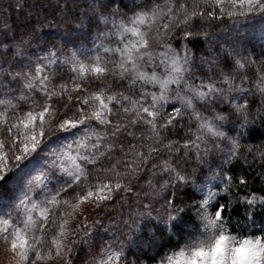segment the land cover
Here are the masks:
<instances>
[{
	"label": "snow or ice",
	"instance_id": "snow-or-ice-1",
	"mask_svg": "<svg viewBox=\"0 0 264 264\" xmlns=\"http://www.w3.org/2000/svg\"><path fill=\"white\" fill-rule=\"evenodd\" d=\"M203 3L210 10H193L189 14L187 5H184L180 8L183 17L177 20V14L171 7L162 17H158L160 5L155 0H143L142 3L138 0H91L90 11L85 13L87 22L80 21L79 31L85 40L92 41L88 50H94V55L88 65L74 62L72 72L76 75L68 83H60L59 78L51 73L50 65L58 59L57 53L51 49L49 56L43 59L37 57L35 61L28 60L26 63V54L20 58L21 46L25 49L30 47L25 37L37 29L33 26L31 31L17 32L12 24L3 19L10 14L0 12V126L7 136L6 141H0V152H3L0 155V171L8 167L9 154L17 163L30 161L34 154L38 156L50 147V138L59 140L61 135L76 138L73 141L76 144L75 156L68 157V152L73 151L71 144L66 146L65 151H51L49 171L37 178L39 190L36 196L42 197L39 202L34 200L32 188L29 187L20 200L23 216L18 211L17 216L13 217L0 206V213H3L0 215V242H6L0 254L5 250L11 252L16 264H38L45 258L52 259L53 250L59 256V247L55 245L54 238L53 247L44 252V234L67 214V209L78 208L93 199L95 205L99 206L111 200L114 191L121 189L131 192L128 183L136 181L138 184L149 160L159 158L162 150L170 154L179 153L181 162L190 160L188 154L191 152L203 163L202 157L212 150L205 140L207 135L209 139L214 137L226 142V150L216 144L217 151L225 152L226 163L239 155L240 139L253 132L258 122L264 123V58L260 59L261 70H255L257 60L250 54L245 55L246 47L242 51L239 41L231 50L222 48L220 53H209L213 55V60L204 59L199 65L183 44L173 48L171 42L164 43L163 51H151L154 40L167 41L170 36L175 40L173 29L188 25L196 17L212 20L264 15V0H203ZM26 4L27 0H15L10 7L12 12L24 13ZM158 18L162 22L157 27ZM154 29L158 33L155 37L152 35ZM181 31L184 33L182 40H188L193 35L186 27H182ZM96 41L114 42L115 46L97 44ZM9 54L11 63L4 59ZM60 55H63V51ZM75 55L73 53L70 59ZM197 67L201 68L202 76L195 74ZM246 67L253 69L251 79L248 75H242L241 84L232 86L234 82L224 77V81L230 84L227 91L217 87V82L211 79L212 75H219L223 71L244 70ZM110 77L127 82L130 88L136 89L135 98L122 92H112L111 85L107 83ZM90 79L99 82L95 85L99 91L90 92L87 86ZM244 82L254 85V89L244 87ZM149 85L158 87V90L146 91ZM71 93H77L76 103H70L73 100ZM65 94H68L66 98ZM257 97L262 99L258 101ZM258 102L260 110L254 111ZM194 103L210 111L211 116L203 115ZM18 105L30 106L23 115H19ZM119 114L129 119L121 122ZM110 117L116 118L115 122ZM186 117L196 122L197 132L201 134L193 133L190 128L182 144L179 141L164 143L161 132L176 127ZM225 126L227 132L221 130ZM141 127L144 130L139 135L132 131V128ZM100 128L104 130L103 133L95 131ZM229 132L236 133L240 139L229 135ZM121 134L134 137L137 143L154 141V146L140 143L147 151L133 152L136 144L125 149L122 144L107 142L104 150L101 149V141L105 137L111 141ZM117 148L126 157L132 153L131 159L118 160L109 169L97 168L102 158L111 159L109 154ZM66 158L72 160L71 170L64 165ZM117 165L123 167V173L116 171ZM152 168L169 175L175 173L177 186L194 184L190 177L181 175L167 161H161L159 166L153 164ZM93 171L106 175L111 173L113 178H96L97 183L88 188L89 175ZM0 179L4 177L0 176ZM226 179L231 180V177ZM239 183L247 187L246 180L241 179ZM77 189L84 191V194L79 195ZM260 191L264 192V189ZM64 197L76 199L77 204L71 205L69 199ZM257 201L264 204V195L252 194L251 199L245 197L249 206ZM207 204L204 201L196 206L197 216L193 218L190 215L192 209H182L174 203L172 193L165 198V207L171 208L176 215L169 214L166 220L161 217V222L171 229L172 236L159 244V248L173 245L176 250L163 257L159 264H264V235L253 234L238 239L227 234L224 227L226 206L215 204L212 206L215 211L209 213ZM37 212L39 215L34 219L33 215ZM188 224H191V231H183L182 226ZM33 225L36 226L35 230ZM79 227L78 236L89 234L91 225L87 223V217L81 220ZM177 235L180 239H174ZM142 239L137 237L136 246ZM145 242L149 247L158 243L150 237ZM118 247L121 251L113 250L112 245H105L92 264H122L126 256L122 254L123 245ZM144 255L150 261L156 259L155 256H148L147 251H144Z\"/></svg>",
	"mask_w": 264,
	"mask_h": 264
},
{
	"label": "trees",
	"instance_id": "trees-1",
	"mask_svg": "<svg viewBox=\"0 0 264 264\" xmlns=\"http://www.w3.org/2000/svg\"><path fill=\"white\" fill-rule=\"evenodd\" d=\"M138 2L142 3L143 0H138ZM14 3L15 0H0V12H8L10 14V16L3 17V19L12 24L14 29L20 33L31 31L33 26L37 29L35 33L25 37V40L30 42V47L25 49L21 46L20 58H24L25 51L32 52L30 53L31 57L27 56L26 63L28 60L35 61L37 57L42 59L48 57L49 49L53 52L63 51L62 56L65 55V57V52L70 57H72L71 54L75 53L79 58L88 60L89 63L91 62L94 50L89 51L88 49L91 48L92 41L90 39L85 40L79 31L81 27L80 21L84 20L87 22L85 13L90 11L89 5L91 4V0H27L24 13L12 12L10 5ZM155 3L160 5L158 17H162L168 8L171 7L174 13L177 14V20L183 17L180 8L184 5H187L189 14L193 10H210L206 8L203 0H155ZM237 20H239V23H237ZM161 22V19L158 18L156 26L158 27ZM252 26L257 30L264 29V15H249L248 17H238L236 19L224 17L223 19L212 20L196 17L188 25H179L173 29L172 35H175V40H172L171 36L167 41L154 40L152 43L155 46V50L152 52L163 51L164 43L171 42L173 48H177L178 44H183L190 50L197 65H199L204 59L213 60V55L220 53L222 48L231 50L239 41L242 51H245L246 47L245 55L250 54L253 59L257 60L255 70L259 71L261 70L260 59L264 58V42H261L259 45H255L254 42H247L246 34L241 31L245 27ZM182 27H186L193 33L188 40L181 39L184 35L183 31H181ZM152 35L154 37L158 35L155 29ZM95 43L115 46L114 42L109 43V41H96ZM209 53L213 55H209ZM4 59H8L11 63V54L4 57ZM74 62L75 58L66 62L57 60L50 65L51 73L59 78L60 83H68L76 75L72 72V67L75 66ZM57 65H59V69H57ZM252 71L253 69L247 67L244 70L233 69L231 72L223 71L219 75H212L211 79L217 82V87L224 88L227 91L230 84L224 81V77H228L229 82H234L232 86H236L241 84L242 75H248L251 79ZM195 74L203 75L200 67L196 68ZM97 83L99 82L94 79L89 80L87 86L90 92L99 91L95 87ZM107 83L111 85L112 92H122L124 95L133 98L136 96V89L130 88L127 82L117 81L115 78L110 77ZM243 86L253 87L254 89V85L249 82H244ZM145 90L157 91L158 87L152 88L149 85ZM67 95L65 94V98ZM71 95L73 100L70 103H76L75 96L77 93H71ZM230 95L231 93H229ZM260 99L262 98L257 97L258 101ZM29 106L18 105V114L23 115V112L28 110ZM96 106L93 105V107ZM194 106L203 115L211 116L210 111L200 108L195 103ZM56 107H59V105H56ZM253 110H260L259 102L254 106ZM217 111H220V109H217ZM110 118L114 119L115 122L116 118ZM118 118L121 122L129 119V117L123 116V114H119ZM161 119H167V117H162ZM190 128L193 133L197 135L201 134L197 132L196 122L186 117L184 121L177 123L176 127L161 132V136L164 138L163 142L179 141L182 144ZM143 130L142 127L132 128V131L136 135H139ZM221 130L227 132V126ZM95 131L103 133L104 130L100 128L95 129ZM228 134L236 139H240L236 133L229 132ZM71 137L61 135L59 140ZM0 138L2 140L7 139V136L3 133L2 126H0ZM51 140L52 142L58 141L54 138H51ZM205 140L212 150L202 157L203 163H200L198 158L193 156L191 152L188 154L191 159L181 162L179 160V153L170 154L167 150H162L159 158L149 160L145 172L141 173L138 184L136 181H132L131 183L125 182L128 183V187L132 188L131 192L123 189L114 191L111 200L105 201L95 209L88 211L86 213L88 216L87 221L91 225V228L88 230V235L78 236L80 230L75 234L71 252V264H92L94 257L98 256L99 250L105 245H112L113 249L121 251L118 247L120 244L123 245L122 254L126 256V259L135 257L151 264H159V261L163 257L172 254V251L176 250L173 248V245H165L162 249L159 248V244L166 241L169 236H172L171 229L167 224L161 222V217L166 220L169 214L176 215L171 208L165 207V198L169 196V193H172L174 203L178 204L182 209H192L190 215L193 218L197 216L196 206L202 205L204 199L211 193L215 199L210 205L212 212L215 211L214 207H212L215 204H219L222 207L226 206L224 227L227 233L238 238H244L253 234L264 235V204L261 201H257L256 204L249 206L245 202V197L251 199L252 194L258 196L264 195V192L260 191L264 189V123L258 122L253 132L248 133L243 139H240L239 155L234 157L230 163L225 162L227 159L225 152L216 150V144L220 147L221 143L225 145L224 149L226 150L227 144L225 141L215 140L214 137L209 139L207 135H205ZM213 140H215V144H213ZM107 142L117 145L122 144L125 149L132 144H136L133 152L147 151V148H142L140 143L146 144L148 147L154 146V141H141L137 143L134 137L121 134L118 138L111 141H109L108 137H105L100 145L102 150H104ZM109 155L111 159L107 157L102 158L97 168L109 169L118 160L125 158L130 160L132 153H128L126 157L125 153H122L117 148ZM42 158V153L38 156L34 154L30 158V161L21 163L22 167L29 166L32 162L40 163ZM161 161L171 163L177 172L190 177L194 181V184L177 186L175 173L169 175L152 168L153 164L159 166ZM116 171L123 173L124 169L120 165H117ZM16 176L13 173L10 174L8 181L11 182ZM227 177H231V180H227ZM96 178H99V180H109L113 177L111 173L106 175L101 171H93L89 175L88 188L97 183ZM241 179L247 181V187L239 183ZM4 180H0V189L6 186ZM76 191L78 194L84 192L81 189H77ZM64 198L69 199L70 203L75 200L72 197ZM198 223H201V221H198ZM56 225L52 226L44 234V239L52 234V229ZM182 230L186 232L191 231V224L182 226ZM137 237L143 238L138 242V246H136ZM149 237L152 241L158 242L156 246H148L145 241ZM174 239H180L179 235L174 237ZM144 251H147L148 256H155L156 259L153 261L148 260L144 255Z\"/></svg>",
	"mask_w": 264,
	"mask_h": 264
},
{
	"label": "rangeland",
	"instance_id": "rangeland-1",
	"mask_svg": "<svg viewBox=\"0 0 264 264\" xmlns=\"http://www.w3.org/2000/svg\"><path fill=\"white\" fill-rule=\"evenodd\" d=\"M238 30L240 31V29ZM263 30H264L263 28L257 30L254 26H252V27H245L241 31L246 34L247 42L248 41L251 43L254 42L255 45H259L261 44V42H264ZM245 34H244V37H245ZM154 50H155V46L152 43L151 51H154ZM56 52L58 53L57 55L58 59L54 58L56 59V61L60 60V61L66 62L67 60H70V55L68 56L67 52H65L66 57L65 55L64 56L60 55V51H56ZM30 53L32 52L25 51V54L31 57ZM74 58H75V61H79L80 63H83L85 65L89 64L88 60L86 61V60H83V58H79L77 54L75 55ZM46 124H47V118H46ZM80 135H83V133H81ZM75 139L76 138L72 136L71 138H64L63 140L51 142L50 147L47 149V151L42 152L43 158L40 163L32 162L29 166H25L24 168L22 167L21 163H24L25 161L17 163L16 161H14V159H12L11 154H9V159L7 161L8 167L3 169V171H0V176H3L5 179V180L4 179H0V180H4L6 183V186L0 189V206H2L5 209V212H10L13 217H16L19 211L21 216H23L24 209H23V206L20 204V200L21 198H23L25 190H27L29 187L32 188L31 194L33 195L34 200L36 202H39V199H41L42 197L36 196V192H38L39 190L37 187L39 184V181L37 178L43 175L45 172L49 171V168L51 167V159H50L51 151L52 150H56L57 152L65 151L66 146L68 144H71L73 151L68 152V157L75 156L76 152L74 151V149L76 148V144L73 142ZM6 140L5 139L2 140L0 138V141H6ZM201 148L203 149V145L201 146ZM220 148L224 149L225 145L221 143ZM4 151H6V149ZM2 154L3 152H0V155ZM64 165L65 167H68L69 170H71L72 160L70 158H66L64 160ZM12 173L15 176L17 173L19 174L18 176H16V178H14V180L10 182L8 181V179H9L10 174ZM51 187H52V183L49 184V188ZM83 194L84 192L80 193L79 195H83ZM214 200H215L214 196H212L211 193H209L206 199H204V201L208 202L207 209L209 213H212L210 209V205L212 202H214ZM70 204L75 206L77 204V200L76 199L73 200V202ZM96 207L97 206L95 205V200L93 199V200H90L88 202L81 204L78 208L76 207L68 208L67 214L63 215L61 219L59 220V222L57 223L56 227L52 229L53 231L52 234L48 235L44 239V252H47L50 247H53L52 242L54 238L55 245L59 247L60 255L57 256L56 251L53 250L52 259L45 258L43 261H39L38 264H71L72 247L74 243L75 234L77 233V231L80 230L79 229L80 222L84 217H88L86 215L88 211L95 209ZM0 215H3V213H0ZM38 215H39L38 212L35 213L33 215V218L35 219ZM35 227L36 226L33 225V230H35ZM36 234L40 235L39 232H37ZM4 244H6V242H0V249L3 248ZM113 250L119 251L118 249H113ZM129 262H131V264H151V263L136 259L135 257L123 260L122 264H129ZM0 264H16V259H14V256L11 252H8L5 250L3 254H0Z\"/></svg>",
	"mask_w": 264,
	"mask_h": 264
}]
</instances>
